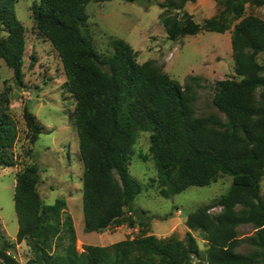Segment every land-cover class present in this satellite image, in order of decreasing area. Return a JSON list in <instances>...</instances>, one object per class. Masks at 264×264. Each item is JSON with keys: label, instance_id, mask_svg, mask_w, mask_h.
Wrapping results in <instances>:
<instances>
[{"label": "trees", "instance_id": "1", "mask_svg": "<svg viewBox=\"0 0 264 264\" xmlns=\"http://www.w3.org/2000/svg\"><path fill=\"white\" fill-rule=\"evenodd\" d=\"M18 0H0V58L12 70L14 82L24 78L25 28L15 14ZM106 0H38L32 5L37 27L58 51L69 91L75 97L74 120L83 162L82 210L85 231L109 226L145 227L147 211L134 205L140 182L128 164L138 131H150V146L160 193L169 198L189 186H206L220 174L231 176L227 191L186 215L184 239L145 234L108 246L75 247L69 216L61 221L63 198L43 204L37 191L38 167L26 165L15 176L13 200L18 221L16 241H25L33 256L26 264H260L264 263V20L243 16L245 5L264 0H223V9L199 24L184 11L186 2L164 0L161 22L171 39L202 30L223 33L238 20L231 34L234 75L215 82L212 104L224 115H193L187 91L160 71L152 60L142 63L121 38L110 41V51L99 52L88 34L86 5ZM173 10V13H169ZM34 59V56H32ZM195 85L198 78L192 77ZM0 94V166L10 163L17 128L5 111ZM24 118L39 133L28 109ZM220 207L216 214L210 209ZM125 208L127 212L125 213ZM132 216L138 218L134 220ZM252 224L246 238L253 251L240 253L237 226ZM207 240L201 257L191 230ZM0 264H21L9 253L3 236ZM54 245V248H53ZM194 257L197 260H194Z\"/></svg>", "mask_w": 264, "mask_h": 264}, {"label": "rangeland", "instance_id": "2", "mask_svg": "<svg viewBox=\"0 0 264 264\" xmlns=\"http://www.w3.org/2000/svg\"><path fill=\"white\" fill-rule=\"evenodd\" d=\"M164 0H106L89 2L85 7L88 15V34L93 46L101 53L110 51L112 37L124 39L134 50L136 59L142 63L152 60L162 72L177 80L184 87L189 85V107L195 116L214 113L224 115L212 104L215 82L233 76L234 61L230 28L223 33L202 30L195 35L171 39L161 22L165 9L158 3ZM223 0H194L186 2L187 11L193 20L203 24L222 9ZM38 0H18L15 3L17 19L25 28L23 53L24 78L21 85L13 79L12 70L0 58V94L8 101L5 111L12 117L17 128L13 146L8 150L10 163L0 166V235L11 243L9 253L21 264L33 256L23 240L16 241L18 229L13 193L15 176L26 165L38 167L37 191L43 204H51L63 198L66 206L61 212V221L69 216L75 230V247L78 252L85 245L108 246L114 242L154 234L158 238L173 235L184 239L188 227L186 215L199 205L225 193L232 181L231 176L220 174L206 186H189L169 198L159 191L157 170L151 152L150 131H138L128 164L129 172L141 184V191L134 205L147 211L145 227L109 226L101 231H85L82 210L83 162L78 148V136L74 120L75 97L69 91L65 72L58 51L40 33L33 18L32 5ZM170 10L169 13H173ZM255 15L264 20V5H245L243 16ZM4 33L0 31V35ZM34 56V59L32 58ZM264 65V51L256 56ZM192 77L198 78V85ZM40 127L32 140L24 118V108ZM260 194L264 198V174L260 180ZM220 207L210 209L216 214ZM127 209L125 208V213ZM128 213V212H127ZM134 220H138L132 216ZM255 232L252 224L237 226L241 239L235 251L248 253L254 247L246 240ZM198 245L200 256L208 247L205 235L199 229L191 230ZM3 239L0 238V242ZM54 248V245H53ZM194 260H197L194 257ZM264 264V263H260Z\"/></svg>", "mask_w": 264, "mask_h": 264}]
</instances>
